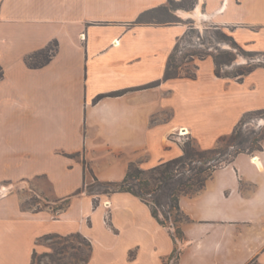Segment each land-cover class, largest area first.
<instances>
[{
	"label": "crops",
	"instance_id": "0c3cea01",
	"mask_svg": "<svg viewBox=\"0 0 264 264\" xmlns=\"http://www.w3.org/2000/svg\"><path fill=\"white\" fill-rule=\"evenodd\" d=\"M167 1L0 0V264H32L40 237L76 233L91 244L84 264H167L175 249L176 264H264V137L261 150L235 154L180 196L187 219L176 240L138 196L86 191L89 175L117 182L131 163L148 169L179 156L173 131L213 148L264 109L263 65L241 80L219 77L209 56L193 78L164 79L187 26L136 20ZM198 7V22L264 52V0ZM53 41L51 59L30 67L27 57ZM176 83L195 84L198 111L176 117ZM30 192L39 200L25 207Z\"/></svg>",
	"mask_w": 264,
	"mask_h": 264
},
{
	"label": "trees",
	"instance_id": "16d2710c",
	"mask_svg": "<svg viewBox=\"0 0 264 264\" xmlns=\"http://www.w3.org/2000/svg\"><path fill=\"white\" fill-rule=\"evenodd\" d=\"M171 1V0H168ZM161 6L140 14L136 22L148 21L143 19L145 14L152 11L159 10ZM173 21V20H170ZM160 22V21H159ZM220 29V28H218ZM222 36L226 37L236 48V52H242L250 55L249 60L245 63L244 67L234 64L235 55L224 54L217 59L213 54L207 53L213 58L215 63V74L217 76L234 77L241 80L244 75L251 72L255 67L264 66V52L249 51L238 44L229 34L222 33ZM177 40L172 53L169 55L164 79L186 77L193 78L195 74H181L176 69L171 59L174 57L178 49ZM57 48V42L53 41L46 48L37 51L27 57V64L30 67H40L47 63ZM219 51L217 48H215ZM202 56L200 59L205 58ZM251 59V61H250ZM223 66H236L235 71L222 72ZM2 75V69L0 67V76ZM98 95L96 99L101 97ZM264 112V109H260ZM247 114V113H246ZM244 114L243 117L246 115ZM242 117V118H243ZM235 126L232 133L228 136H223L219 139V142L225 140L226 137L230 139L231 149H220L219 147H213L208 149L199 148L194 142L189 139L184 141L182 145V153L172 159L159 163L156 166L145 169L140 166L131 163L128 166L126 174L121 181H99L94 178V181L100 187L99 193H108L114 191H126L138 196L147 205H149L151 214L163 225L165 221L169 220L175 229L173 238H180L182 235L180 222L187 219V216L182 212L179 205V198L183 194H192L200 190L206 183V180L211 176L213 170L222 163L231 159L235 154L241 151L261 150L260 140L264 137V133L259 130H253V137L243 136L239 131V123ZM246 145V146H245ZM86 191L88 193H95L93 184L87 185ZM78 234V233H76ZM80 235V234H78ZM86 239V238H84ZM88 245V254L82 258L83 264L87 262L90 256L91 244L86 239Z\"/></svg>",
	"mask_w": 264,
	"mask_h": 264
},
{
	"label": "rangeland",
	"instance_id": "374dc122",
	"mask_svg": "<svg viewBox=\"0 0 264 264\" xmlns=\"http://www.w3.org/2000/svg\"><path fill=\"white\" fill-rule=\"evenodd\" d=\"M196 0H171L161 5L159 10L152 11L143 16V19L150 21H170L175 24H186L187 29L179 38L178 49L171 59V62L177 67V71L183 75L195 74L198 67V63L202 56L209 57L207 53L213 54L217 59L220 56L235 55L234 64L241 67L245 66V63L249 60L250 55L236 52L231 42L222 33H226L222 29H218L215 25L203 24L198 22V18L189 15V12L194 11V4ZM217 48L219 51H217ZM251 61V59H250ZM237 66V67H239ZM235 66H223L221 71L229 73L237 69ZM206 72V65L202 68V73ZM196 91L195 84H182L176 83L172 87L171 100L175 104L176 117L181 118L185 115L195 113L199 109L191 105L189 96L190 93ZM239 131L243 136H254L253 130H261L264 133V112L260 110L248 112L239 123ZM176 134V133H175ZM174 133L169 134V139L174 142L181 143L182 140H189V136H181L176 138ZM230 139L228 137L225 140L219 142L217 147L220 149H231ZM195 144V143H193ZM246 146V145H245ZM93 184L95 193H99L100 187L89 175L88 185ZM39 198L30 192V197L23 203L25 207L33 206L37 203ZM107 202V200L105 201ZM110 203V202H109ZM109 203L107 206H109ZM47 205V203H45ZM62 206L63 203H59ZM106 221L108 216L106 215ZM166 226L169 227L174 234L173 224L167 220ZM178 237L175 236V240ZM38 247L33 253L32 264H83L82 258L88 254V245L86 239L82 235L71 234L67 236L58 235H45L39 238ZM178 249H175L173 255L177 254ZM172 255V256H173ZM177 260L169 261L167 264H176Z\"/></svg>",
	"mask_w": 264,
	"mask_h": 264
},
{
	"label": "built area",
	"instance_id": "2783aa9c",
	"mask_svg": "<svg viewBox=\"0 0 264 264\" xmlns=\"http://www.w3.org/2000/svg\"><path fill=\"white\" fill-rule=\"evenodd\" d=\"M80 38L85 39V33H81ZM115 41H116V43L118 42L117 40H115ZM183 130L186 131V129H183ZM172 133H174V134L176 133L175 134L176 138H180L181 136L187 135V133H182V129H178L177 131H173L170 134H172ZM181 142H184V140H182ZM109 206H110V203H109ZM109 206H106V207H109ZM177 255H178V251H177V254H175L171 257V259H170L171 263L173 260H177Z\"/></svg>",
	"mask_w": 264,
	"mask_h": 264
},
{
	"label": "bare ground",
	"instance_id": "6f19581e",
	"mask_svg": "<svg viewBox=\"0 0 264 264\" xmlns=\"http://www.w3.org/2000/svg\"><path fill=\"white\" fill-rule=\"evenodd\" d=\"M200 11H199V7L197 8V9H195L194 11H191V12H189V15H193V16H195L196 18H199V16H200ZM182 129V133H187L188 131L186 130V131H184L183 129L184 128H181Z\"/></svg>",
	"mask_w": 264,
	"mask_h": 264
}]
</instances>
